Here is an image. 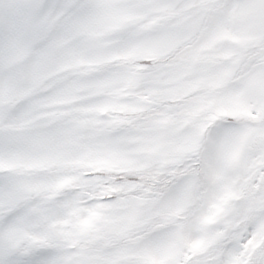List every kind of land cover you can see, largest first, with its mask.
Returning <instances> with one entry per match:
<instances>
[{
	"label": "snow or ice",
	"instance_id": "6c2138e0",
	"mask_svg": "<svg viewBox=\"0 0 264 264\" xmlns=\"http://www.w3.org/2000/svg\"><path fill=\"white\" fill-rule=\"evenodd\" d=\"M0 264H264V0H0Z\"/></svg>",
	"mask_w": 264,
	"mask_h": 264
}]
</instances>
